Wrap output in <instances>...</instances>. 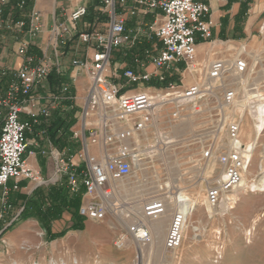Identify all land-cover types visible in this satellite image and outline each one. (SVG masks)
I'll return each mask as SVG.
<instances>
[{
	"label": "built area",
	"instance_id": "1",
	"mask_svg": "<svg viewBox=\"0 0 264 264\" xmlns=\"http://www.w3.org/2000/svg\"><path fill=\"white\" fill-rule=\"evenodd\" d=\"M11 2L0 0V31L27 34L29 39L22 40L17 49L18 55L24 58L20 68L4 69L0 73V78L9 77L7 86L0 83V238L18 220L21 211L5 221L12 209L10 194L21 191L23 181L32 182L35 187L47 183L26 160L28 132L33 130L39 117L49 118L52 109L62 100L75 103L77 100L76 95L68 93L67 85L60 95L49 92L47 80L54 68L70 71L74 85L82 74L89 81L78 126L73 131L81 148L69 159L57 150L51 155L58 163L53 182L65 177L72 192L84 188L79 213L95 222L109 216L117 221L123 219L125 201L121 184L144 172L143 167L159 144L171 142V134L161 130L163 122L178 126L177 121L202 115L204 102L219 88L223 90L222 109L238 106L239 89L250 69L245 48L234 53L230 60H200L197 56L198 39L214 43L208 3L99 0L94 19L80 28L90 12L89 4H82L70 13L68 22L51 29L50 48L36 60L30 50L32 42L44 31L43 16L32 8L27 18L13 20L10 14L5 17L1 8L12 10ZM24 5L25 0H17L15 6L23 8ZM75 43L76 48L82 46V51L73 50L70 64L65 66L62 50H70ZM114 51L120 57L112 62ZM233 74L240 78L236 79ZM187 76L193 79L189 84L184 81ZM145 83L151 85L145 86ZM131 84L137 87L129 88ZM38 88L45 90L43 94L37 95ZM42 98L48 100L47 105L35 111ZM248 102L254 114L264 110L262 94L252 95ZM22 113L28 118L23 119ZM243 121L240 116L227 122L228 141L224 148L204 151V156L209 160L214 158L221 169L206 190L205 199L210 206H217L224 193L239 188L250 163L251 147L244 144L241 136ZM175 202L164 239V248L170 253L181 248L186 221L197 206L191 199L181 200L180 195ZM185 202L188 204L184 205ZM166 207V200L150 199L144 212L151 218L163 214ZM128 233L136 242L153 241L149 222L140 216L128 226Z\"/></svg>",
	"mask_w": 264,
	"mask_h": 264
},
{
	"label": "rangeland",
	"instance_id": "2",
	"mask_svg": "<svg viewBox=\"0 0 264 264\" xmlns=\"http://www.w3.org/2000/svg\"><path fill=\"white\" fill-rule=\"evenodd\" d=\"M213 41L212 45L222 43V47L218 49L219 54L214 59L230 60L241 48L246 50L244 53L250 69L244 78V85L239 89L238 106L222 109L220 102L223 90L219 88L213 97L204 102L205 111L202 115L177 121L178 126H170L163 117L162 121L165 122L162 123L161 130L171 134L172 141L159 144L146 163L144 172L136 179L124 180L121 184L124 185L122 194L125 201L121 221L112 216L102 222L84 220L83 229L70 230L59 236L63 240L57 244L64 243L66 246L53 248L54 251L51 249L54 242L43 237V231L38 229L36 247L25 244V249L0 253V264H51L53 261L56 264H172V257L177 258L174 264H264V189L257 188L264 180V125L255 147L250 143L248 134L244 133L247 129L254 136L257 131L255 124L258 119L251 112L252 106L247 100L256 93L264 97V44L262 39L255 46L248 42L233 44L228 40ZM76 45L75 43L70 50L64 51V60L69 61L64 63L65 66L70 64L73 50L82 51V46L76 48ZM67 52H70L69 56ZM119 57L120 54L114 51L112 62ZM77 80L81 96L83 85L86 89L89 81L86 75H79ZM192 80L187 76L184 81L189 84ZM115 81L119 83L122 80ZM150 85L145 83V86ZM128 87L136 88L137 84ZM79 98L80 101L82 98ZM240 116L244 119L241 134L243 142L251 147V160L244 172L251 187L228 191L223 194L217 206H208L206 190L218 178L221 169L214 158L209 160L204 156V151L209 148H224L228 141L227 122ZM248 121L252 125L250 128L246 124ZM153 139L154 143L156 140ZM53 160L54 174L45 178L47 183L44 186L54 183L58 167L57 160ZM30 183V186L34 185ZM181 194L197 205L193 210L194 226H188V219L186 221L181 248L176 253L167 252L163 246L158 254L147 250L142 252L128 233V226L139 216L136 213L138 206L144 209L150 199L169 200L175 205ZM24 222L10 227L3 237L14 236ZM154 237L153 233V240ZM2 238L0 245L3 243Z\"/></svg>",
	"mask_w": 264,
	"mask_h": 264
},
{
	"label": "crops",
	"instance_id": "3",
	"mask_svg": "<svg viewBox=\"0 0 264 264\" xmlns=\"http://www.w3.org/2000/svg\"><path fill=\"white\" fill-rule=\"evenodd\" d=\"M201 2L208 3L211 6V13L209 19L212 22V40L222 41L228 40L230 42L240 43L248 42L249 45L255 46L260 39L264 44V0H197ZM99 0H32L29 11L23 14L22 18H27L30 10L32 8L41 12L44 22L43 33L32 42V48L30 53L35 56L36 60L42 58L44 51H48L49 46V34L51 29L60 23L68 22V17L70 13L82 4L88 3L98 4ZM91 21L89 17L82 22V27ZM80 27V28H82ZM29 36L27 34H14L13 32L2 29L0 31V73L4 69L15 71L20 68L24 62V58L19 56L17 53L18 46L22 40H28ZM216 43V42H215ZM222 43H212L208 41H203L198 39L197 44V56L200 60H211L218 56ZM234 47V46H233ZM230 47H228L229 49ZM68 49H63L62 52ZM70 54V52H69ZM73 54V53H72ZM67 56L68 52H67ZM73 57V55H72ZM68 58V57H67ZM64 60V57H63ZM71 61V60H70ZM68 60H64V63H68ZM65 73L70 75V71H65ZM85 75V74H82ZM3 78H0V81ZM75 81L76 89V104L79 106V114L81 110L82 99L85 95L86 89L83 85V94L79 96V89ZM7 86V85H4ZM43 94V91L37 93V95ZM79 97L82 99L79 101ZM48 100L42 98L34 107L35 111H38L40 107L47 105ZM58 105L53 109L56 110ZM21 117L27 119L28 115L22 113ZM79 117V116H78ZM77 122L71 127V131L77 129ZM28 148L26 152V160L30 167L35 171L40 172L43 178L52 177L55 171L54 156L51 153L54 151H59L61 155L66 158L69 155V149L65 148L63 150H58L49 140L44 127L33 126V130L28 132ZM70 142H77L78 146L74 149L75 153L81 148L80 143L73 136L70 137ZM46 151V154H43ZM56 167L58 164L56 163ZM57 175L53 179H56ZM24 185L21 192L25 194H31L37 187L36 185L30 186L31 183L23 181ZM52 183L50 185H53ZM50 185L44 186L48 187ZM86 222H95L85 219ZM73 224V215L69 211H65L62 216L52 222L51 230L53 233H61L62 231L68 229ZM38 229L43 231V237H46V232L36 219H28L24 222L23 226L18 228V232L11 237H3L2 244L0 245V253L5 252H15L17 249H25L26 245L36 247L37 246V235ZM15 231V230H13ZM62 238H55L51 242L53 248L58 249L60 247H65L64 243H59ZM34 241V243H32ZM44 243V238L42 239ZM26 244V245H25ZM54 251V250H53ZM58 251V250H57ZM186 257V256H185ZM186 259V258H185Z\"/></svg>",
	"mask_w": 264,
	"mask_h": 264
},
{
	"label": "trees",
	"instance_id": "4",
	"mask_svg": "<svg viewBox=\"0 0 264 264\" xmlns=\"http://www.w3.org/2000/svg\"><path fill=\"white\" fill-rule=\"evenodd\" d=\"M14 8L2 7L3 16L10 14L13 20L21 19L23 14L29 11L32 0H25L23 8H18L17 0H12ZM95 5H89V19L95 17ZM3 85H8L9 77H5L0 81ZM68 86V93L75 96V85L69 75L64 71H58L54 68L47 80V86L50 93L61 94L62 88ZM45 91L43 88H38L36 92ZM79 116V106L73 100H62L58 107L49 118L39 117L34 126L44 127L50 142L58 149L63 150L68 148V159L74 155V149L78 143L72 145L70 137L73 136L71 127L77 122ZM22 186L24 182L21 183ZM84 188L78 192H72L67 184L66 178L63 177L60 182H57L48 187L38 186L31 194H25L21 191H13L10 194L9 202L12 209L6 215L5 221L21 210L18 220L12 224V228L30 218L36 219L46 232L47 240H53L64 235L67 231L83 229L85 218L80 215L79 208L82 201ZM65 211H69L73 215V224L61 233H53L51 230L52 222L59 219Z\"/></svg>",
	"mask_w": 264,
	"mask_h": 264
},
{
	"label": "bare ground",
	"instance_id": "5",
	"mask_svg": "<svg viewBox=\"0 0 264 264\" xmlns=\"http://www.w3.org/2000/svg\"><path fill=\"white\" fill-rule=\"evenodd\" d=\"M234 75V74H233ZM235 76V75H234ZM237 78H240L237 76ZM248 101V100H247ZM250 103V102H248ZM264 110L263 111H260V113L256 114L255 117H257L258 121L257 123L255 124L256 125V133L254 136H251V133H249V131L246 129L244 130V133L248 134V138L250 141V143L252 142V145H254V147L256 146L257 144V141L260 137V133H261V130H262V127L264 125ZM247 126L250 128L252 125L251 123L248 121V123H246ZM185 129V128H184ZM178 131V130H177ZM179 131H181V129H179ZM178 131V132H179ZM174 137V136H173ZM177 137V136H176ZM172 141V140H171ZM164 145V144H163ZM144 168V167H143ZM244 179L242 180L241 184L239 185V188L240 189H244V188H248V187H251L250 185V181L243 177ZM124 186V185H123ZM238 188V189H239ZM257 188H260V189H264V180L262 183H259L258 184V187ZM156 192V191H154ZM181 197V200H189L188 197H186L184 195V197L182 198V195H180ZM197 201V200H196ZM137 202V201H136ZM167 203V207L165 208V211L163 214H158V215H155L151 218H148L146 217V214L144 212V209H142L141 206H138V210H136V213L144 218L146 221L149 222L150 226L152 227V230L154 231L153 233L155 234V237H154V240L151 242V243H147V244H144V243H141V242H136L135 240L133 241V243H135L136 245L139 246V248H141L142 252L146 251L149 252V251H154L155 253H159L160 250H162V246L164 248V238L166 236V230L168 229V225H169V222H170V219H171V215H172V212L174 210V202L172 201H169V200H166ZM195 202V201H194ZM199 201H197L198 203ZM176 203V202H175ZM187 202H185L184 205H187L186 204ZM141 204V203H140ZM142 205V204H141ZM210 206V205H208ZM207 206V207H208ZM145 207V206H144ZM143 207V208H144ZM212 207V206H211ZM209 211H210V207H208ZM193 211L190 213L189 215V218H188V226H192L193 225ZM186 224V226H187ZM194 226V225H193ZM146 252V253H147ZM176 257H172L171 258V263L174 264L175 261H176ZM75 263V262H74ZM51 264H56L55 261H53ZM77 264V263H75Z\"/></svg>",
	"mask_w": 264,
	"mask_h": 264
}]
</instances>
